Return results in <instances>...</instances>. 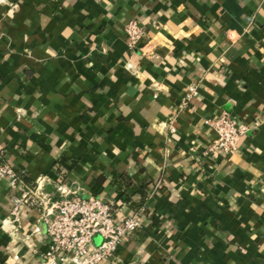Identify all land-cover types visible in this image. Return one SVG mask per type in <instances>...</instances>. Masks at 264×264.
<instances>
[{
    "label": "crops",
    "instance_id": "0c3cea01",
    "mask_svg": "<svg viewBox=\"0 0 264 264\" xmlns=\"http://www.w3.org/2000/svg\"><path fill=\"white\" fill-rule=\"evenodd\" d=\"M224 114L260 122L231 155L208 152ZM0 152L26 186L60 168L84 198L148 209L104 264H264V1L0 0ZM9 183L0 264H44L41 213L14 222Z\"/></svg>",
    "mask_w": 264,
    "mask_h": 264
},
{
    "label": "built area",
    "instance_id": "2783aa9c",
    "mask_svg": "<svg viewBox=\"0 0 264 264\" xmlns=\"http://www.w3.org/2000/svg\"><path fill=\"white\" fill-rule=\"evenodd\" d=\"M264 1V0H263ZM127 44L134 50L146 37V28L137 21L126 28ZM198 94L196 85L187 88L186 102ZM185 106V105H184ZM210 126L217 134L208 152L227 155L238 150L240 139L260 126L259 121L243 123L224 114L211 121ZM171 131L174 129L171 127ZM10 181L12 218L20 222L25 206L40 211L46 225L48 247L43 255L44 264H104L111 262L119 248L144 226L147 214L145 206L123 214L115 208L116 203L106 196L95 194L88 198L72 191L65 181L53 170L50 176L26 186L19 173L13 170L0 152V184ZM44 181L54 185V197L43 190ZM118 205V203H117ZM100 238V242H95Z\"/></svg>",
    "mask_w": 264,
    "mask_h": 264
},
{
    "label": "trees",
    "instance_id": "16d2710c",
    "mask_svg": "<svg viewBox=\"0 0 264 264\" xmlns=\"http://www.w3.org/2000/svg\"><path fill=\"white\" fill-rule=\"evenodd\" d=\"M68 160L67 159H63V161L60 162V167L62 166L64 169H66L68 172L72 170V167L74 165V163H72L70 166L66 165V162ZM61 172V169L59 168L57 170V172ZM115 183L117 184V187H118V190L120 191V198L125 201V202H129L130 201V198L129 196L127 195L126 193V190H122L124 188H129L130 185H131V182H130V179L128 177H116L115 176ZM144 187L145 186H140V189H139V193H141V195H143V197L145 196L144 194ZM132 208L134 209H137L139 208V206H132Z\"/></svg>",
    "mask_w": 264,
    "mask_h": 264
}]
</instances>
